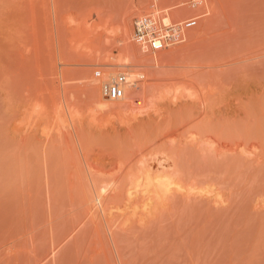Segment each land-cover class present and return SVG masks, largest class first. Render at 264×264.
Returning <instances> with one entry per match:
<instances>
[{"label":"rangeland","instance_id":"374dc122","mask_svg":"<svg viewBox=\"0 0 264 264\" xmlns=\"http://www.w3.org/2000/svg\"><path fill=\"white\" fill-rule=\"evenodd\" d=\"M156 1L0 0V264H264V0Z\"/></svg>","mask_w":264,"mask_h":264},{"label":"built area","instance_id":"2783aa9c","mask_svg":"<svg viewBox=\"0 0 264 264\" xmlns=\"http://www.w3.org/2000/svg\"><path fill=\"white\" fill-rule=\"evenodd\" d=\"M193 25V22L185 23L187 26ZM181 28H167L165 31L156 26L155 22L147 18H142L135 23L134 34L137 44H143L151 52L163 50L171 43L177 42L181 38ZM98 75V73H97ZM132 85L122 75L116 77L111 82L100 86V94L107 100H118L124 94L131 92Z\"/></svg>","mask_w":264,"mask_h":264},{"label":"bare ground","instance_id":"6f19581e","mask_svg":"<svg viewBox=\"0 0 264 264\" xmlns=\"http://www.w3.org/2000/svg\"><path fill=\"white\" fill-rule=\"evenodd\" d=\"M155 2H158V1H156L155 0ZM154 3V2H153ZM157 4V3H156ZM151 21H152V19H151ZM153 22V21H152ZM129 37V36H128ZM140 49H145V45H143V44H141V46H140ZM167 93V95H170V93H171V95H173V91H167L166 92ZM125 96H128L127 98H129V99H126L125 100V102H127V104H129V108H130V114H131V116H132V118L134 119V120H137V121H139V120H142L144 117H146L147 116V111H145L146 109H140V108H138L137 107V105H142V104H144V96H142V94H140V95H138V100L136 101L135 99L134 100H130V95L128 94H124L123 96H121L118 100H122ZM159 97V96H158ZM175 99L177 98V96H173ZM100 98V97H99ZM115 101H117V100H115ZM99 102V103H98ZM98 102H96V103H98V104H100L101 106H103L104 108H110L111 106H113L112 105V103H111V105L109 106L108 104H106V102L105 101H103L102 100V97L99 99V101ZM141 102H142V104H141ZM116 106V105H115ZM119 106H121V104H119V105H117V108L119 107ZM114 108V107H113ZM159 111V108H155L154 109V114H156L157 112ZM155 161V160H154ZM156 163L158 164L157 166H156V168L154 169V167L152 166V165H148V166H144L145 168H144V170H143V174H142V176H141V178H139V182H138V184H137V187H139V188H142V189H140V190H144L146 193H147V191L149 190V188H152L153 186H155V187H158V188H160V189H164L165 190V192H166V190H167V192L169 191V189H171V185H172V183H170V182H168V180L166 179V177L164 176V173H166V172H162V170H163V165H162V163L161 162H157L156 161ZM168 173V172H167ZM166 173V174H167ZM168 178V177H167ZM170 178V177H169ZM136 181V180H135ZM142 183H143V185H142ZM135 186V185H134ZM133 187V186H132ZM170 187V188H169ZM139 188H137V191L139 192ZM169 188V189H168ZM134 189V188H133ZM133 189H132V191H133ZM154 189V188H153ZM175 189V188H174ZM135 190H136V187H135ZM152 190V189H151ZM155 190V189H154ZM153 190V191H154ZM173 190V189H172ZM176 190V189H175ZM178 190V189H177ZM137 191H135V192H137ZM143 191V192H144ZM155 191H158L157 190V188H156V190ZM161 192V191H160ZM166 192V193H167ZM170 192V191H169ZM162 193V192H161ZM163 193H164V191H163ZM133 194V193H132ZM131 194V195H132ZM135 194V193H134ZM138 200V199H137Z\"/></svg>","mask_w":264,"mask_h":264},{"label":"crops","instance_id":"0c3cea01","mask_svg":"<svg viewBox=\"0 0 264 264\" xmlns=\"http://www.w3.org/2000/svg\"><path fill=\"white\" fill-rule=\"evenodd\" d=\"M141 104H142V102H141Z\"/></svg>","mask_w":264,"mask_h":264}]
</instances>
